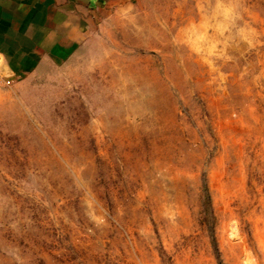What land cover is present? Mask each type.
<instances>
[{
  "label": "rangeland",
  "instance_id": "1",
  "mask_svg": "<svg viewBox=\"0 0 264 264\" xmlns=\"http://www.w3.org/2000/svg\"><path fill=\"white\" fill-rule=\"evenodd\" d=\"M90 28L0 85V264H264V0Z\"/></svg>",
  "mask_w": 264,
  "mask_h": 264
},
{
  "label": "crops",
  "instance_id": "2",
  "mask_svg": "<svg viewBox=\"0 0 264 264\" xmlns=\"http://www.w3.org/2000/svg\"><path fill=\"white\" fill-rule=\"evenodd\" d=\"M134 0H0V85L48 59L62 63L91 34L94 14Z\"/></svg>",
  "mask_w": 264,
  "mask_h": 264
}]
</instances>
